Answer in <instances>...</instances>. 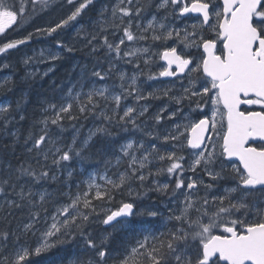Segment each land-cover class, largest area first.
<instances>
[{"label": "snow or ice", "instance_id": "obj_1", "mask_svg": "<svg viewBox=\"0 0 264 264\" xmlns=\"http://www.w3.org/2000/svg\"><path fill=\"white\" fill-rule=\"evenodd\" d=\"M56 5L57 0H0V37H4L0 55L23 50L34 37H50L75 26L78 18L87 15L86 9L96 7L97 0H63L60 7L67 11L59 20L9 38ZM151 8L163 10V15L157 19L153 14L142 26L140 21ZM192 14L197 23L177 27L166 22L170 16L191 20ZM109 30L114 36L117 30L122 35L110 40ZM81 33L82 43L96 63L91 68L81 66L78 79L58 98L38 104L39 118L33 117L31 124L32 128L39 125L38 132H20L29 120L24 97L0 104V264H64L62 258H41L73 241L82 243L89 255L77 256L68 264H264V0H160L158 4L117 0L111 8L99 7L91 30L80 24L77 36ZM147 40L160 42L162 51L151 52L150 46L132 43ZM56 48L67 53L77 50L59 38ZM155 57L163 64L153 72L148 66ZM60 59V51L45 54L41 49L26 56L23 63ZM120 60L138 71L130 77L125 71L118 73V93L106 83L97 87L98 82L111 78L115 61ZM101 61L106 62V68ZM35 75L28 73L31 78ZM144 75L148 81L170 78L165 81L169 86L145 93L137 84ZM9 83L10 78H5L0 90H8L5 85ZM177 83L180 93L170 95V85ZM129 96L137 102L168 97L182 107L165 117L167 107L161 106L148 128L140 119L148 105H140L139 110L125 105L121 110V101ZM178 113L183 115L177 120ZM89 116L102 118V123L80 139L79 128L71 122ZM165 120L172 123L157 131L156 126ZM68 127L74 130L71 142L63 144L62 134ZM113 130L140 132L153 143L146 147L143 141L130 140L120 144L117 153L114 144L119 142H106L90 154V146L96 147L94 137H110ZM185 150H190L187 156ZM97 159L104 171L88 174L83 181L86 188L81 191L76 184L77 191L72 193V162ZM154 160L167 162L154 173H166L167 182L145 183L153 175L148 166ZM122 164L126 168L115 178L108 174L110 167ZM197 169L210 181L232 184L223 194L209 197L213 183H205L199 175L185 176ZM148 192L170 197L166 217L159 205L137 203ZM125 193L130 197L135 194L136 199H121L99 221L111 226L113 232H125L119 247H112L110 242L116 243L112 232L105 229L107 234L97 238L89 230L96 222L92 217L98 215L93 201L111 202L117 194ZM62 195L67 201L59 199ZM157 217L165 219V231H151V221ZM137 218L149 223L136 225ZM169 222L175 223L168 228Z\"/></svg>", "mask_w": 264, "mask_h": 264}, {"label": "rangeland", "instance_id": "obj_2", "mask_svg": "<svg viewBox=\"0 0 264 264\" xmlns=\"http://www.w3.org/2000/svg\"><path fill=\"white\" fill-rule=\"evenodd\" d=\"M62 3H63V0H57V5L54 8L56 10L54 12L45 14V16L42 17L41 19H39L34 26H32V27L28 26L27 30L24 33L19 34L13 38H19L20 36L26 34L27 32L33 31L36 27L47 26V25L52 24V23L56 22L57 20H59L67 11L66 7H63V8L60 7V5ZM116 3H117V0H97L96 7L92 8V9H95V11H94L95 16H92L90 13V10L86 9L85 11L87 12V15H84L81 18H78L79 23L74 22L75 26L70 25L66 29L61 30L60 33L53 34V36H50V37L45 36V35H40L38 38L34 37V39L30 42V44L41 41V43L39 44V47H34L32 49L30 48L29 52H27L26 50H22V51L21 50L20 51L13 50L12 53L15 52L16 54H13V56H9L6 58L3 57L4 59L0 60V65H2L4 63H8L10 65L8 68L0 67V84H2L4 82L5 78H10V82H11L12 79L14 78V73L16 72V70H19L21 72L20 74L22 75V78L34 80V79H36L37 76H39L40 73H44L45 71H48L49 68L52 69V67H53L52 61L40 62L38 60H33L32 63H30L29 65H25L23 63V59L26 56H32V55L38 53L41 49L45 50V54H47V51H49V50L50 51H60L61 53H64L63 50L56 48V39L57 38H59L60 40L66 42V43L73 45L75 48H77L78 51H85L87 53V55H90L89 49L87 47H85L82 43L83 33H81V35L79 37L77 36V30L79 28V25L82 24V21L84 19L90 20L88 22V28L86 30H91V28L95 25L94 19H98L99 7L100 6H107V7L111 8ZM152 9H155V8H152ZM153 14H155L157 16V19H160V17L163 15V10H159V11L148 10L144 14L143 19H141V21H140L142 26L145 25L149 19H151V16ZM91 16L93 18H91ZM166 22L167 23H173L175 26L179 27V21L175 20L171 16L168 17V21H166ZM83 26H84V24H83ZM111 32H112V30H109V33H108L110 40H116L119 35H122V32H119V30H117L116 36L112 35ZM132 43L135 47L150 46L151 52H155L158 49L162 51V48H160V42L153 43L151 40H147V41L132 42ZM167 43L172 44L173 41H168ZM180 47L182 48L183 45H180ZM102 63H103V65H105V68H106V66H107L106 62L102 61ZM115 64H116V68L114 69V71L111 75V78L106 82H98L97 87L106 83L110 87L111 91L118 93L121 91V89L119 87L121 81L119 80L118 73L120 71H125L128 74V76L130 77L134 72L138 71L137 69L134 68V66L132 64L126 63L123 60L115 61ZM161 64H162L161 60H159L158 57H155L154 62L151 63L148 67L151 68V70L153 72H155L158 70V68ZM141 68L145 69V72H147V69L145 68V65L143 64L142 61H141ZM30 72H34L36 74L34 78L28 77V73H30ZM137 84L143 89V91L145 93H147L149 91H153L155 87L169 86L162 79L157 80V81H148L146 75L141 76L138 79ZM5 86H8V84ZM170 86L173 89V91H172V93H170V95L180 93V86L178 85V83L174 84V85H170ZM186 103L187 102H185V104ZM145 104L149 106L148 112L145 114L144 117H141L140 119L145 121L146 127H148V128H150L153 125V121H152L151 117L153 116L154 113H156L158 111V109L161 106L167 107V112L164 113L165 117L168 115V112L173 111L177 107H182L180 105H176L173 101H170L168 99V97L161 96L159 99H149V100L137 102L132 96H129L127 99L121 101L120 108H121V110H123L125 105H128V106H136L137 109L139 110L140 105H145ZM111 107H112V105H111V103H109V110L111 109ZM184 111L185 112L188 111L187 107L184 108ZM206 111H207V109H206ZM182 115H183V113H178L176 116V119L178 120L180 118V116H182ZM87 121L88 122H85V124L78 126V128L80 130L79 136L81 135L82 139L88 135V132L90 129H94L95 126L101 125L102 118H97V119H92V120L89 119ZM171 123H172V121L165 120L164 122H162L161 125L156 126V129H157V131H159L162 127H164L165 125H170ZM122 135L125 138L123 143H126L130 140L143 141L145 143L146 147L149 144L153 143V141L151 140L150 137H148V136H146L140 132H131V133L130 132H122ZM123 137H121V140L123 139ZM144 137H147V138H144ZM95 140L96 139H94L93 143L95 142ZM165 147H168V146L165 145ZM188 151H190V150H185V152H184V154L186 156H187ZM166 163H167L166 161L160 162V161L154 160L153 163L148 166V168H151L153 170V175L149 176L148 180L145 183L152 184L153 181H159L160 183L167 182L169 180V177L166 173L161 174L160 176H156L154 174L155 168L157 166H162L163 164H166ZM148 168L144 169V171L147 172ZM198 175L202 176L205 183H213L214 184L213 189L209 190V192H208L209 197H211L212 195L223 194V190L226 187L231 186V184H232L231 181H227V180L218 181V182L210 181L209 178L206 175L202 174L199 169H197L196 173L185 172V176H192L195 178ZM97 183L102 184L103 180L97 179ZM72 186H74V185H72ZM58 187H63V186L60 185ZM141 192H143V190ZM152 193H153L152 197H148V194H147V196L142 195L141 198L137 201H139L140 204L143 206H150L153 204L159 205L161 212L164 214V217H166L169 213H168V208L165 206L168 205L170 197L166 196L168 198L167 199V198H165V196H163L157 192H152ZM203 194H204V190L201 189V195H203ZM144 199H146V200L149 199L150 204H147V202H144ZM176 206H177L176 204L170 205V207H172V208H175ZM107 209H109V208H107ZM104 215H105V213H104ZM160 219L163 221V223H165L164 218L160 217ZM170 223L171 222H169L167 225H169ZM104 226H106V225H104ZM106 228H109L110 232H112V233H115V232L122 230V229H118V230L113 232V230L111 229V226H106Z\"/></svg>", "mask_w": 264, "mask_h": 264}, {"label": "trees", "instance_id": "obj_3", "mask_svg": "<svg viewBox=\"0 0 264 264\" xmlns=\"http://www.w3.org/2000/svg\"><path fill=\"white\" fill-rule=\"evenodd\" d=\"M56 9L51 10V13L54 12ZM95 9H91L90 13L92 16H95ZM43 13L40 15H37L35 18H33L31 21H29L27 24H25L22 28L18 29L16 32H13L11 34V37H16L19 34L24 33L28 26H34L39 19L45 16ZM91 16V18H93ZM90 18V19H91ZM96 21V19H94ZM90 20L84 19L82 21V24H84V28H88V22ZM87 23V24H86ZM4 40V37H0V42ZM54 40V39H53ZM39 42H35L32 44H27L22 46L23 50H26L29 52V49L34 47H39ZM77 49V48H76ZM16 51H20L19 49ZM22 51V50H21ZM13 54H16L15 52L11 53H5L3 55H0V60L4 59L3 57H9L13 56ZM96 63V59L92 55H87L85 51H74L73 53H61V59L53 62V67L51 71H48V74L45 76L43 73H40L39 76L36 77V79H27L22 78L21 72L19 70H16L14 73V78L12 81L8 84V86H5L8 90H0V104H3L5 102H15L17 100H20L21 97H24L26 102L24 103L23 107L26 109L27 115L29 117L28 122L24 124L23 127L20 128V132L23 135H27L29 131L38 132L39 131V125H37L35 128L31 127L32 124V118H39L40 115V109L38 107V104L41 103L44 100H51L54 98H58L60 94L63 92L65 88H67L70 83L75 82L79 77V68L85 64L91 68ZM101 64L102 61L100 62ZM105 67V65H104ZM89 119H97V117L89 116L87 119H79L78 121H74L71 123H75L77 127L79 125L85 124V122H88ZM73 129L71 127H68V129L62 134V140L61 143L68 144L71 142V136L73 134ZM122 132H117L113 130V135L110 137H103L98 135L94 144L96 145L95 148H91L90 146V154L96 152L104 143L106 142H113L118 141L119 142V136ZM79 138L82 139V136L80 135ZM110 139V140H109ZM113 139V140H112ZM114 150L118 153L117 143L114 144ZM109 159L112 157L109 156ZM114 163V161H113ZM72 168H73V177L69 183H71L72 188L71 192L75 193L77 191L75 184H82L83 181L87 178L88 174H91L93 172H103L104 168L103 165L99 163V160H87L84 161L83 164H81L79 161L74 160L72 162ZM81 168H83L85 171L81 172ZM101 168V169H100ZM123 168V169H122ZM126 168V165L122 164L121 167H110L108 169V174L115 178V174L118 172L123 171ZM100 169V170H99ZM67 173H64V176H66ZM63 179V177H62ZM84 179V180H83ZM139 182L137 181L136 184ZM52 187H58L57 185H53ZM135 187V185H134ZM62 188V187H61ZM86 187L80 186V190L83 191ZM51 190V188H50ZM65 192L68 191V189H63ZM142 191V190H141ZM59 199L67 201L66 196H61ZM123 200H132L136 199L135 194L133 196H128L127 193H125L123 196H120L117 194L116 199L107 202V201H93V203L97 206V213L98 215H94L92 217V220L96 221L95 223L90 225L89 230L91 231L92 235L94 237H101L105 234V229L109 232V229L106 228L102 223H99L100 219L103 217L105 210L107 208L115 209L118 206L119 201ZM140 204V203H139ZM53 210V206L49 205V211ZM134 224L137 225H145L149 223L145 219L137 218L134 222ZM141 223V224H140ZM157 225L156 221H151V231L156 230ZM118 233V234H117ZM125 235V232L122 230L120 232L112 233L113 241L116 243H111L110 246L119 247V241L122 239V237ZM116 236V237H115ZM119 236V237H118ZM79 240V238H77ZM89 255V253L84 248V245L82 243L77 244L76 241H73L71 244L65 245L60 249L54 250L53 254H50L48 257L41 258L42 260H49V259H60L62 258L64 260V264H68L70 260L76 259L77 256L80 258H86Z\"/></svg>", "mask_w": 264, "mask_h": 264}, {"label": "flooded vegetation", "instance_id": "obj_4", "mask_svg": "<svg viewBox=\"0 0 264 264\" xmlns=\"http://www.w3.org/2000/svg\"><path fill=\"white\" fill-rule=\"evenodd\" d=\"M192 19L191 20H184V21H179V26H182L183 24H185V23H187V24H191V23H197L198 21L196 20V18H195V15H192ZM179 50V49H178ZM163 81H165L164 80V78H161ZM179 85V84H178ZM185 108V107H184Z\"/></svg>", "mask_w": 264, "mask_h": 264}, {"label": "bare ground", "instance_id": "obj_5", "mask_svg": "<svg viewBox=\"0 0 264 264\" xmlns=\"http://www.w3.org/2000/svg\"><path fill=\"white\" fill-rule=\"evenodd\" d=\"M109 140H110V139H109ZM112 140H113V139H112ZM120 167H121V166H120ZM100 169H101V168H100ZM100 169H99V170H100ZM122 169H123V168H122ZM83 180H84V179H83ZM140 224H141V223H140ZM136 225H137V224H136ZM143 225H144V224H143ZM117 234H118V233H117ZM115 237H116V236H115ZM118 237H119V236H118ZM112 247H113V246H112ZM114 247H115V246H114Z\"/></svg>", "mask_w": 264, "mask_h": 264}]
</instances>
